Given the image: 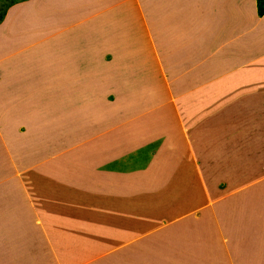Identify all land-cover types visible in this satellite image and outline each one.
Masks as SVG:
<instances>
[{"label": "crops", "instance_id": "obj_1", "mask_svg": "<svg viewBox=\"0 0 264 264\" xmlns=\"http://www.w3.org/2000/svg\"><path fill=\"white\" fill-rule=\"evenodd\" d=\"M33 1L35 6L20 10L29 15L28 28L31 29L20 28L18 23L11 25L13 13H18L17 16L22 14L19 8H16ZM131 4L145 6L146 22L151 21L157 14L155 6L193 5L194 15L191 14L194 17L192 19L195 27L189 29L190 31L185 30L188 31L186 34H178L180 41H183L181 37L184 35L189 36L194 42L197 58H200L204 49L213 43L215 46L222 43L226 49L230 47L234 51L232 57L226 55L230 59L228 63L227 57H219L215 53L219 47L214 48V54L210 56V67L206 71L202 68V74L210 70L213 76H202L199 80L195 78L192 89L196 92L193 96L187 94L186 87L182 89L185 91L181 92V96L187 94L183 98L187 101L186 104L190 101L195 107L197 106L195 110L197 115L206 104L199 103L204 96L213 98V95L220 91L219 87L227 89L231 107L226 110L220 128L218 124L210 123L209 128L205 130L215 131L216 136L213 138L203 136L202 127L189 130L181 125L180 128L174 124V120L172 124L165 122V117L162 123V117L154 112L155 105L151 108L149 106L147 111L151 110L153 115L147 116L146 124L137 125L128 122L114 127L118 133L112 142L115 141L113 147L119 150L117 153H111V148L105 146L104 143L111 140L106 139L108 134L101 133L104 143L98 149L99 164L106 162V170L92 163L93 165H86L84 168L87 179L78 181L74 179V174L67 173L70 177L67 182L66 178L53 173L52 170L46 172L44 169L49 168L43 167L40 168L42 170L40 173L54 179L50 188L29 192L10 187L14 180H23L22 174L20 177L16 174L4 177L9 187L0 191V212L6 207L4 212L8 215L3 217L0 226L5 224L6 217H16L21 220L24 205L29 204L34 206V209H39L49 198L56 201L55 207L61 208L58 216L73 220L70 221L72 225L81 218H89L91 211L93 217L101 218L102 209L98 208V203L102 197L106 202L113 200L117 205L127 206V209L132 211V221L131 219L113 221L119 240V243L114 242L117 244L115 247H110L114 250L113 256L98 254L100 249L105 253V246L108 245L104 241L105 236L98 237L97 241L87 240L86 249L91 253L96 252L100 264H122L121 257H128L133 253L155 259L156 263L162 261V264H181L180 261H175L179 259V249L176 251L179 248L177 240L181 242L187 240L188 249L189 246H199V253H196L195 259H201L202 264L208 259L209 264H264V58L261 56L264 49L260 48L262 50L260 51L257 48L256 55L251 59L243 58L237 52H242L241 47L245 46L242 41L240 42V38L249 35L247 41H244L251 47V39L256 37L254 42H257L264 34V15L261 17L257 15L256 0L239 2L237 0H29L9 7L0 27L8 28L12 36L24 35L26 41L29 36L28 39H32V35L36 34L33 31L44 33L45 22L51 18L50 20L66 23L68 25L66 34L70 37H81L85 40L90 36L83 25L79 24L78 32L74 30L75 28L71 30L72 28L69 27L70 20L76 19L74 17H82L84 20L93 18L95 21H102L99 25L104 27L102 31L106 36L112 34L119 36L123 35L124 29L128 28L129 23L134 19L130 16L124 17V6ZM79 7H86L89 10L82 15L78 13ZM177 9L165 10L167 13L165 20L183 19L179 16L181 10ZM174 10L177 11L175 14L178 17L171 18L170 12ZM26 23L27 20L24 21V24ZM185 41L188 44L186 39ZM163 44H170V40H164ZM38 46L41 52L37 55L45 53L47 61L51 62L52 67H49L52 69L55 66L53 59L56 58L52 50H48L44 43ZM34 64L40 65L32 63L31 67L34 68ZM226 65L230 70H225ZM215 77L219 78L216 82ZM186 79H180L181 86L187 85ZM200 83L201 87H197L196 85ZM236 119L238 123L231 124ZM128 138L132 140L129 141ZM218 139L222 140L218 143ZM201 142L204 144L201 146V151H198V143ZM109 160H112L111 164ZM181 171L184 172L183 176L180 174ZM146 179L149 182H146ZM208 182L212 192H216L212 196L217 200L216 203L211 204L210 218L205 216L207 219L204 223L209 222L207 232L204 231L206 235H200V232L195 234L197 230L190 227L184 231L186 238L174 235L168 240L165 239L163 231L156 235L147 228L146 223L155 222L152 217L158 215H160L158 219H161L163 212L173 219L182 220L181 217L185 212L189 213L196 198H199L200 188ZM39 191L42 196H38ZM72 192L77 197H73ZM87 192L94 193L92 203L85 198ZM181 198L186 205L181 202ZM136 216L141 219L135 221ZM61 222L62 225L59 227L63 228L66 221ZM77 224L81 226V223L77 222ZM12 228L11 225L0 230V240L7 246L6 249H9L4 253L7 256L2 257L0 264H47L40 256L39 251L42 249L38 248L39 244L32 238L27 236L22 238L16 233L18 239ZM28 228L33 231L31 227ZM145 230H148V233H145ZM68 239L66 238L67 247L71 248ZM208 249H210L209 254H207ZM57 252L62 251L57 249ZM63 253H60L59 257H63ZM78 257L79 254L73 258L68 256L62 259L61 263L73 264V259ZM54 259L52 258L50 264H55ZM183 261L186 262V259Z\"/></svg>", "mask_w": 264, "mask_h": 264}, {"label": "rangeland", "instance_id": "obj_2", "mask_svg": "<svg viewBox=\"0 0 264 264\" xmlns=\"http://www.w3.org/2000/svg\"><path fill=\"white\" fill-rule=\"evenodd\" d=\"M16 1L18 0H0V15L6 5ZM33 3L34 1L20 5L16 9L27 10L28 7L35 6ZM155 7L157 14L151 21L146 22L145 6L136 4L124 6V17L130 16L134 19L129 23V27L124 29L123 35L119 36L114 34L106 36L102 31L104 27L99 25L102 21H95L93 18L84 20L82 17L70 20L69 27L71 30L75 28L74 30L78 32L79 24L83 25L90 36L85 40L81 37H70L66 34L68 25L60 20H50L51 18L45 22L44 33L33 31L36 34L32 35V39H28L29 36L26 41L24 35L12 36L8 28L0 27V191L9 187L4 177L14 174L17 177L22 174L23 180H14L11 188H21L26 192L49 189L54 179L40 173L42 172L40 168L43 167L49 168L44 169L46 172L52 170L53 173L66 178L67 182L70 178L68 174H74V179L78 181L87 179L85 166L92 163L100 165L98 149L104 143L101 133L108 134L106 139L111 140L105 142V146L111 148V153H117L119 150L113 147L115 141L112 142L118 133L114 127L128 122L146 124L147 116L153 115L151 110L147 111L149 106L151 108L155 105L154 112L162 117V123L165 117V122L172 124L174 120V124L180 128L181 125L189 130L202 127L203 136L207 138L216 136L215 131L205 130L209 128L210 123L218 124L220 128L226 110L231 107L227 89L219 87L220 91L216 92L213 98L204 96L199 103L206 104L197 115H195L197 106L190 101L186 104L187 101L183 98L187 94L193 96L196 92L192 89L195 78L199 80L202 76H213L210 70L202 74V68L206 71L210 67V56L214 54V48L219 47L215 53L224 58L232 57L234 51L230 47L226 49L222 43H218L217 46L213 43L204 49L200 58H197L192 39L184 35L180 36L183 40L180 41L178 36L188 33L185 30L194 29L195 23L192 19L194 6L186 4L176 7L168 4ZM173 8L181 10L179 16L183 19L165 20L166 11ZM88 10L89 8L79 7L78 13L84 15ZM170 13L171 18L178 17L175 14L177 11ZM13 14L11 25L18 23L20 28L31 29L28 28L27 13H22L20 17L17 16L18 13ZM26 20L27 23L24 24ZM248 36L240 38V42L242 41L245 46L241 47L242 52H237L239 56L251 59L256 55L257 48L260 51H262L260 48L264 49V34L257 42H254L256 37H253L251 47L245 42ZM164 40H170V44H163ZM43 43L56 57L53 59L55 66L52 69L45 53L37 55L41 52L38 50V44ZM261 56L264 58V50ZM32 63L40 65L34 64L33 68ZM226 66L225 70L228 71L229 66ZM184 78H187L188 83L181 86L180 79ZM215 78V82L218 81L219 78ZM196 86L201 87V83ZM185 87L188 93L181 96ZM145 97L147 101L143 99ZM237 121L238 119L233 120L231 124H236ZM221 140L218 139V143ZM203 144L198 143V151H201ZM109 162L111 164L112 160ZM106 165V162L101 164V169L106 170ZM180 174L183 176L184 172L181 171ZM146 182L149 181L146 179ZM200 189L199 198H196L189 213L185 212L186 215L181 217L182 220L173 219L163 212L161 219H158L160 215L152 217L155 222L146 223L147 228L156 235L163 231L165 239L168 240L174 235L186 238L184 231L190 227L197 230L195 234L200 232V235H206L204 231L207 232L209 222L204 223L207 219L205 216L210 218L211 204L216 203L217 199L212 196L216 192H212L209 182ZM71 194L77 197L75 193ZM42 195L39 191L38 196ZM85 198L92 203L94 193L87 192ZM181 202L186 205L183 198ZM55 203V200L49 198L39 209H34V206L29 204L24 205L21 220L6 217L7 220L0 226V230L12 225L11 230L18 239V234L22 238L26 236L32 238L39 244L38 248L41 247L40 256L47 264L51 263L52 258H55V264H62V259L68 256L73 258L77 254L79 257L73 259V264H100L96 252L91 253L86 249L87 240L97 241L98 237L105 236L104 241L108 243L105 246V253L100 249L98 254L113 256L114 250L110 247H115L116 243H119L118 231L113 221L117 219L120 222L125 219L132 221V211L128 210L127 206L117 205L113 200L106 202L101 197L98 203V208L102 209L101 218L93 217L91 208V216L79 219L77 222L81 223V226L77 222L75 225L79 226H75L72 225L73 220L64 216L66 219L63 220L58 216L61 208L55 207ZM4 210L6 207L0 212L2 223L3 217L8 215ZM138 219L141 217H134L135 221ZM61 221H66L63 228L59 227L62 225ZM145 233H148V230H145ZM66 238H69L71 248L67 247ZM186 242L187 240L183 242L177 240L179 248L176 251L179 249V259L175 261H180L181 264H202L201 259H195L196 253H199V246H189L188 249ZM6 247L0 240V263L2 257L7 256L4 253L9 251ZM57 249L65 253L63 257H59L62 252H57ZM209 252L210 249L207 250V254ZM50 253L54 256L52 257ZM133 255L122 256V264H162V261L156 263L155 259L141 257L139 253ZM204 264H209V259L204 260Z\"/></svg>", "mask_w": 264, "mask_h": 264}, {"label": "trees", "instance_id": "obj_3", "mask_svg": "<svg viewBox=\"0 0 264 264\" xmlns=\"http://www.w3.org/2000/svg\"><path fill=\"white\" fill-rule=\"evenodd\" d=\"M24 1H29V0H18L16 2L10 3L9 5H6L5 9L2 10V12H1L0 23L4 18V15H5L7 8L11 7L13 4L24 2ZM256 10H257V15L259 17L264 15V0H256Z\"/></svg>", "mask_w": 264, "mask_h": 264}]
</instances>
